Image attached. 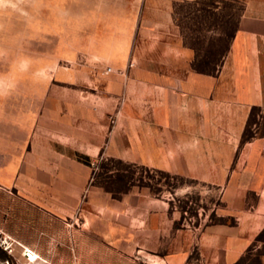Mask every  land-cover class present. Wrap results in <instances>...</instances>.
I'll list each match as a JSON object with an SVG mask.
<instances>
[{
    "label": "crops",
    "instance_id": "1",
    "mask_svg": "<svg viewBox=\"0 0 264 264\" xmlns=\"http://www.w3.org/2000/svg\"><path fill=\"white\" fill-rule=\"evenodd\" d=\"M174 5L175 0H142L131 29L139 37L153 34L149 40L155 48L170 50L169 58L152 59L153 72H142V61L131 68L123 61L116 63L121 73L51 74L43 62L41 70L0 74V188L10 187L66 215L88 211L107 219L116 202L132 205L138 244L136 252L122 253L138 264L149 263L146 253L179 264L182 235L171 197L138 188L136 196L128 191L115 199L93 183V163L117 158L196 179L216 187L222 201L217 216L228 219L193 222L184 229L199 251V264H237L264 231V182L258 181L264 170L232 166L242 157L237 151L243 123L251 107L264 102V15L243 13L230 46L228 62L236 73L246 75L252 68L256 75L255 85L243 88L238 74L194 68L192 51L174 21ZM163 203L169 204L165 210ZM147 227L152 231L148 237ZM91 231L103 248L93 247L87 256L114 264L107 232ZM163 242L169 244L168 255L161 253ZM190 252L187 247L185 264H191ZM75 256L82 258L81 250Z\"/></svg>",
    "mask_w": 264,
    "mask_h": 264
},
{
    "label": "rangeland",
    "instance_id": "2",
    "mask_svg": "<svg viewBox=\"0 0 264 264\" xmlns=\"http://www.w3.org/2000/svg\"><path fill=\"white\" fill-rule=\"evenodd\" d=\"M141 2L0 0V74L9 76L18 69L41 70L43 62L49 64L51 74L121 73L122 68L116 63L123 61L129 68L142 61L145 63L142 72H153L152 59L171 55L170 50L155 48V42L149 40L153 34L144 33L139 37L131 31L141 15ZM243 13L264 15V0H175L174 5V21L184 44L192 51L194 68L210 73L223 69L226 74H238L244 79V88L255 85L253 69L242 75L228 62L230 46ZM132 40L133 45L126 47ZM262 49L264 64V43ZM243 125L237 151L242 157L232 166L260 173L264 170V102L251 107ZM93 164L96 167L93 183L103 186L115 199L127 195L128 191L136 196L138 188L151 196L171 197L170 208L176 211L178 233L182 235L177 243L179 264H185L187 247L191 250V264H199V251L192 248L184 231L189 224L228 220L217 216L216 208L222 201L214 185L208 187L207 183L196 179L117 158H102ZM248 179L241 178L242 181ZM258 181L264 182V176ZM168 206L163 203L162 209ZM109 213L108 218L103 219L88 211L71 215L49 211L20 192L1 187L0 264H105V257L87 256L89 249L103 248L92 235L91 229L96 228L106 231L112 241L114 264H138V259L133 261L130 255L122 253L126 250L136 252L138 228L133 214H137V208L133 210L132 205L123 207L116 202ZM166 230L164 226L163 233ZM145 232L147 237L152 233L148 227ZM166 245L169 244L163 242V255H168ZM26 246L38 254L36 260L25 256ZM79 250L82 258L75 256ZM263 253L264 231L255 241V248L239 264H259ZM146 254L149 255L148 264H167L162 258L154 259L153 255Z\"/></svg>",
    "mask_w": 264,
    "mask_h": 264
},
{
    "label": "built area",
    "instance_id": "3",
    "mask_svg": "<svg viewBox=\"0 0 264 264\" xmlns=\"http://www.w3.org/2000/svg\"><path fill=\"white\" fill-rule=\"evenodd\" d=\"M110 69L111 68H109L107 71H109ZM24 254L31 261L36 260V258L38 257V254L28 246H26V250H25Z\"/></svg>",
    "mask_w": 264,
    "mask_h": 264
},
{
    "label": "trees",
    "instance_id": "4",
    "mask_svg": "<svg viewBox=\"0 0 264 264\" xmlns=\"http://www.w3.org/2000/svg\"><path fill=\"white\" fill-rule=\"evenodd\" d=\"M237 27H238V25H237ZM237 27H236V29H237ZM201 71H203V70H201ZM83 158H85V156H83ZM261 235H262V232L259 234L258 238H260ZM240 262L241 261L237 262V264H239Z\"/></svg>",
    "mask_w": 264,
    "mask_h": 264
}]
</instances>
